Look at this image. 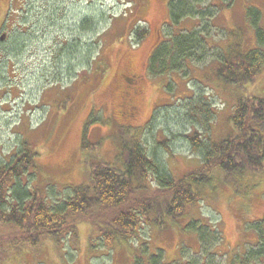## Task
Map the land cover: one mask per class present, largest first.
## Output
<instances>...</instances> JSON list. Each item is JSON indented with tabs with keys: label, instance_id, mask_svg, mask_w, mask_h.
<instances>
[{
	"label": "rangeland",
	"instance_id": "rangeland-1",
	"mask_svg": "<svg viewBox=\"0 0 264 264\" xmlns=\"http://www.w3.org/2000/svg\"><path fill=\"white\" fill-rule=\"evenodd\" d=\"M169 1L22 0V31L9 33L0 26L1 44L10 51L0 57V162L21 148L22 139L27 140L37 152V169L31 172L34 184L23 182L41 191L50 205L62 203L73 187L88 183L85 157L119 165L122 126H128L148 153L155 149L164 171L178 179L201 163L200 154L189 147V135L199 132L212 142L227 139L234 131L230 115L236 101L250 96L264 100V69L252 83L239 88L226 85L213 74L214 56L200 64L186 61L183 69L174 60L177 68L169 70V58L159 51L161 58L150 63L156 74H150L149 54L158 43L162 46L165 40L202 24L196 15L184 16L177 24L168 20ZM9 2L0 0V23L14 9ZM15 2L18 9L21 4ZM211 4L202 0V15L212 14ZM227 4L206 19L210 32L206 46L225 54L236 44L245 53L256 48L247 9L259 10V26L264 30V0H229ZM85 19L96 23L95 32L78 30ZM138 26L146 33L137 42L131 31ZM99 35L101 48L87 57ZM14 41L21 43L19 48ZM75 51L76 57L70 55ZM132 77L139 78L137 85ZM122 87L132 94L135 111L127 119L122 117ZM202 105L209 107L208 123L202 121ZM84 135L89 143L98 144L91 158L80 148ZM227 176L232 177L214 169L207 183L194 185L199 201L188 206L182 217L163 229L145 228L149 253L161 250L167 263L200 254L199 226L210 237L218 236L212 249L219 264H229L254 244L257 225L264 218V175L237 176L234 181ZM81 221L76 244L65 242L60 250L46 238L41 246L18 257L10 253L8 259L14 264H132L130 245L99 246L95 226Z\"/></svg>",
	"mask_w": 264,
	"mask_h": 264
},
{
	"label": "trees",
	"instance_id": "trees-1",
	"mask_svg": "<svg viewBox=\"0 0 264 264\" xmlns=\"http://www.w3.org/2000/svg\"><path fill=\"white\" fill-rule=\"evenodd\" d=\"M15 1L18 5L22 3V0H10L8 6L14 9L10 8V13L6 12L0 23L2 29L9 33L22 31L25 24L21 22L22 4L17 9ZM182 1L181 4V0L168 2L167 19L177 24L184 16L196 15L202 24L192 31H183L171 40H165L162 46L158 43L148 58L150 74H156L151 70L150 63L153 65L158 62L157 58H161L158 53L161 51L169 58V70L177 68L174 60L183 69L186 61L200 64L214 56L212 60L216 61V66L213 74L216 80L238 88L254 82L264 69V30L259 26V10L252 7L247 9V19L255 30L257 47L245 53L236 44L228 48L225 54L217 47L210 49L206 46L205 38L210 32L205 24L206 19L214 11H221L229 0H219L220 4L215 3L217 0H211L214 11L207 15H202V0ZM174 5L181 8L174 10ZM101 21L99 19L97 24ZM81 22L78 30L82 34L94 31L97 27L94 21L88 19ZM131 33L135 37L132 40L138 42L146 32L138 26ZM99 37L93 48L87 51V57L101 48L102 36ZM1 42L0 57H5L4 53L10 54V51ZM20 44L16 42V47ZM70 55L76 57V51ZM66 56L69 58L68 54ZM164 70L161 67L160 72ZM201 107L204 113L202 121L208 123L211 119L209 107ZM230 120L234 127L233 135L220 142L207 141L202 137L205 134L201 136L199 132L188 136L189 147L193 153L200 154L201 163L198 168L178 179L164 171L155 149L148 153L142 143L133 139V132L128 126H122L118 130L119 165L101 160L91 161L85 157L88 183L73 187L72 194L66 196L65 201L51 205L41 191L26 185L35 179L31 172L37 169V152L28 146L27 140L22 139L21 148L8 160L0 162V264H14V260L8 259L10 253L18 257L26 250L41 246L46 238L51 239L60 250L65 242L76 244L77 225L81 220L95 226L99 246L130 245L132 264H219V256L212 249L214 243L219 242L218 236L214 234L210 237L204 227L199 226L196 230L200 254L195 253L172 263L165 261L161 250L156 254L149 253L146 247L148 239L144 237L143 231L148 227L163 229L167 223L182 217L188 206L196 205L199 194L194 185L207 183L214 169H222L232 175L227 176L231 181L237 176L257 178L264 175V100L251 96L239 98L233 106ZM12 130L17 131L19 128ZM205 132H208V128H205ZM80 145L89 158L98 146L89 143L85 135ZM24 179L27 183L23 182ZM259 222L256 242L229 264H264V218ZM133 243L136 244L133 246Z\"/></svg>",
	"mask_w": 264,
	"mask_h": 264
},
{
	"label": "flooded vegetation",
	"instance_id": "flooded-vegetation-1",
	"mask_svg": "<svg viewBox=\"0 0 264 264\" xmlns=\"http://www.w3.org/2000/svg\"><path fill=\"white\" fill-rule=\"evenodd\" d=\"M120 77V76H119ZM133 78V77H132ZM139 78H133V82L137 85L138 82H139ZM124 86V85H123ZM128 93V90L126 89V87H122V94H125ZM125 95H123V100H124V103H123V107L121 109H123L124 111L122 112V117L124 118H128L130 115H133V113H135V111L133 110L134 109V105H133V99L130 98V95L132 96V94L128 93L125 97Z\"/></svg>",
	"mask_w": 264,
	"mask_h": 264
}]
</instances>
